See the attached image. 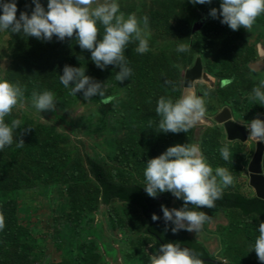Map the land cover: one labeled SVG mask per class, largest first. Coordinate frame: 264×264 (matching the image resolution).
<instances>
[{
  "label": "rangeland",
  "instance_id": "374dc122",
  "mask_svg": "<svg viewBox=\"0 0 264 264\" xmlns=\"http://www.w3.org/2000/svg\"><path fill=\"white\" fill-rule=\"evenodd\" d=\"M45 2L41 0L42 5ZM117 2L125 15L133 13L138 19H148L150 51L136 53L134 40L126 45L124 55L132 71L123 81L115 80L119 69L112 65L104 70L96 68L89 59V51L80 49L74 36L63 41L53 36L51 41L44 42L19 33H0V56L6 58L0 66V76L9 82L21 86L20 82L31 80V86L34 84L37 92H41L52 85L51 81H45L42 71L53 63L61 68L81 66L85 67V75L105 84L106 94L115 97L106 105L99 103L98 95L85 102L81 93L69 95L60 84L52 92L55 108L41 112L44 120L27 97L23 106H14L4 118L9 123L13 118L20 121L14 133L17 137L30 125L39 126L31 129V159L33 155H40L46 142L52 139L57 142L53 157L63 163L59 167L61 176L53 177V181L58 182L52 183V187L41 184L32 192L31 189L21 190L2 196L3 203L13 208L9 214L13 215V222L30 235V240L25 242L30 247L28 264H148V255L158 249L154 241L143 234L145 222L137 211L119 204L104 207L98 201L95 185L78 184V179L85 176L84 154L105 164L115 180L144 183L147 159L159 155L168 146L197 140L209 164L213 168L218 165L228 168L234 177L233 183L222 191L254 195L248 182V166L255 152V142L228 141L223 125L216 118L227 111L231 119L246 125L254 117L264 115V106L248 98L252 87L264 78V66L259 57L260 51H264V13L256 17L250 29L233 31L220 23L219 0L206 4H191L188 0ZM16 7L18 18L21 11L30 12L32 5L30 0H16ZM211 8L217 9L216 18L209 15ZM199 24L200 29L193 32ZM97 28L99 38L103 26L98 24ZM179 43L189 44L190 48L177 52ZM197 60L202 64L206 79L195 81L193 90L198 95L207 92L205 116L213 125L196 126L186 133L160 132L159 117L155 114L157 98L161 95L177 98L185 82H191L187 71ZM174 65H180L182 71ZM28 66H31V75L24 77L21 74ZM60 74L61 71L57 76ZM227 78H231V83L222 85L221 81ZM165 81L170 83L165 84ZM52 129L61 136L54 137ZM127 133L136 141L137 149H133L132 141H124ZM223 143L230 146L229 161L219 155L218 148ZM11 145L1 151L3 156ZM62 177L65 182L60 180ZM152 199L167 208H179L182 204L168 192ZM205 213L210 219L194 234L205 239L211 257L225 264L231 260L233 264H245L254 242L253 232L242 227L234 232L236 223L230 222L225 213L213 216ZM71 247L76 250L74 254ZM112 249L115 252L111 255Z\"/></svg>",
  "mask_w": 264,
  "mask_h": 264
},
{
  "label": "clouds",
  "instance_id": "9594fccd",
  "mask_svg": "<svg viewBox=\"0 0 264 264\" xmlns=\"http://www.w3.org/2000/svg\"><path fill=\"white\" fill-rule=\"evenodd\" d=\"M211 0H188L191 4H206ZM30 12L21 11L17 18L16 0H0V33H19L34 37L44 42L51 41L53 36L58 41L66 37L76 40L82 50H88L89 59L96 68L104 70L108 65L118 68L116 81L128 79L131 68L124 55L126 45L134 40V51L143 54L148 51V19H139L133 13L125 15L120 11L117 0H30ZM264 13V0H219L220 23L226 24L235 31L238 28L250 29L257 16ZM209 15L217 16V9L211 8ZM103 26V33L98 38L97 25ZM189 44L176 45L177 52H185ZM6 58L0 56V66ZM182 71L180 65H174ZM62 74L58 75L59 83L68 90L69 95L81 93L85 102L90 97L99 96L101 105L109 104L115 97L106 94L105 84L85 75V67L64 65ZM71 83V86H70ZM170 83L165 81V84ZM231 83V78L224 79L221 84ZM176 86L173 84V91ZM207 92L198 95L188 83H185L181 94L173 99L161 95L156 100L155 114L159 117L157 127L160 132H188L206 115ZM255 103L264 106V78L254 85L249 97ZM22 86L11 83L0 76V149L13 144L14 133L20 127L18 119L5 122V117L14 106H23ZM31 106L41 116L42 111L55 108L54 94L49 90L33 91ZM84 104V103H82ZM247 138L264 144V120L254 117L247 122ZM27 131V129H24ZM17 147L23 146L22 139H16ZM224 161H229L231 150L228 143L218 148ZM143 169V190L152 198L160 193L168 192L182 201L179 208L160 206L162 219L167 227L171 223V232L178 230L199 233L202 226L210 219L201 206L213 208L225 187L233 183V175L228 168H213L203 155L199 141L168 146L159 155L147 159ZM151 219L156 221L153 213ZM255 231L254 242L250 250L255 252L258 261L264 264V221H260ZM148 264H203L200 254L188 247H181L179 242L163 243L151 255Z\"/></svg>",
  "mask_w": 264,
  "mask_h": 264
},
{
  "label": "trees",
  "instance_id": "16d2710c",
  "mask_svg": "<svg viewBox=\"0 0 264 264\" xmlns=\"http://www.w3.org/2000/svg\"><path fill=\"white\" fill-rule=\"evenodd\" d=\"M61 67L59 64L53 63L49 68L42 71L46 75L45 81L52 82V85L47 87V90L53 93L56 86H60L57 74L62 70ZM34 68L36 70L40 69L37 66H34ZM24 71L21 74L22 76L31 75V66H28ZM20 84L24 97L31 98L32 92H37L35 85L32 84L31 86V80L25 83L20 82ZM38 127H31L30 125L26 128L27 131L23 132L22 136L17 137V135H14L12 147H8L9 149L5 151L6 156L1 154V151L5 147L0 149V264H28L27 256L30 254L29 244L25 243L30 238V235L22 226H18L13 222L11 219L13 215L9 216L13 208H9L3 203L2 196L6 192L29 191L30 189L32 192L35 188H40L41 184L52 187V183L58 182L53 181V177L61 176L59 174V167L63 163L58 162L53 157L56 141H52L51 139L46 142L45 150H42L40 155H33L31 159V129H37ZM51 132L55 131L52 129ZM52 135L56 138L61 136L56 132L52 133ZM16 139H22L23 146L17 147L15 144ZM124 139L125 142L132 141L135 145L133 149L136 148V141H133L128 133ZM21 166H24L25 169L21 170ZM82 168L84 169L85 176L82 179H78V184L80 186L84 185V183L95 185L98 201L104 207L119 204L137 211L145 222L143 234L150 240H153L157 248L163 243L179 242L181 247H188L198 252L203 264H224L220 261L213 262L212 260L214 259L211 257L208 247L196 241L190 232L178 230L176 233H172L170 230L171 223L169 222L166 227L162 219L161 205L144 192L143 183L123 182L113 179L107 169L108 167L88 154L82 155ZM73 175H76L75 172ZM60 180L65 182L64 177L60 178ZM63 191L65 194L68 193L66 189ZM200 209L212 216L218 213H232L231 211L238 210L241 213L240 217L228 215L230 222L236 223L234 232H237L242 227L250 233L253 232L254 237L258 235L255 229L258 227L259 222L264 221V200L255 196L247 197L240 192L222 191L220 198L215 201L213 208L201 206ZM153 213L158 217L156 221L151 219ZM71 249L73 250L71 252L74 254L76 250L72 247ZM110 252L112 255L115 250L112 249ZM249 253L250 255L247 257L245 264H261L254 251L250 250ZM228 264H233V261L231 260Z\"/></svg>",
  "mask_w": 264,
  "mask_h": 264
},
{
  "label": "water",
  "instance_id": "95a60500",
  "mask_svg": "<svg viewBox=\"0 0 264 264\" xmlns=\"http://www.w3.org/2000/svg\"><path fill=\"white\" fill-rule=\"evenodd\" d=\"M200 29V24L194 27V31ZM261 50V49H260ZM259 57L262 59V64L264 66V51H260ZM260 65V64H259ZM188 79L187 83L192 86L194 85L195 81L205 80V74L202 73V64L199 60L195 62L194 67L191 70L187 71ZM186 73V74H187ZM186 83V82H185ZM185 85V84H184ZM221 117V118H220ZM264 120V115L260 117ZM216 121L223 125L226 137L228 141H240V142H247L248 140H252L255 142V152L254 155L249 163L248 166V173H249V186L254 191V196L261 200H264V172H263V158H264V144L257 142L254 139L247 138V131L244 124L237 123L233 119L228 116V118H224L221 114L216 118ZM213 121L210 120L208 117H204L201 122H199L196 126H212ZM194 126V127H196ZM213 262H218L216 260H212Z\"/></svg>",
  "mask_w": 264,
  "mask_h": 264
},
{
  "label": "crops",
  "instance_id": "0c3cea01",
  "mask_svg": "<svg viewBox=\"0 0 264 264\" xmlns=\"http://www.w3.org/2000/svg\"><path fill=\"white\" fill-rule=\"evenodd\" d=\"M229 192V191H228ZM254 196V195H253ZM248 197V196H247ZM250 197H252V196H250ZM222 212H224V211H222ZM232 213H226L225 212V214L226 215H230V216H232V215H234L235 217H240L241 216V213L238 211V210H234V211H231ZM253 219V218H252ZM191 234H192V236L195 238V240L196 241H198V242H200V243H202V244H204L205 245V239H203V238H198L195 234H194V232H190ZM207 247V246H206ZM223 262H225V261H222V263ZM225 264V263H224Z\"/></svg>",
  "mask_w": 264,
  "mask_h": 264
},
{
  "label": "bare ground",
  "instance_id": "6f19581e",
  "mask_svg": "<svg viewBox=\"0 0 264 264\" xmlns=\"http://www.w3.org/2000/svg\"><path fill=\"white\" fill-rule=\"evenodd\" d=\"M221 116H224V118H228L229 113L227 111H224V112L221 113Z\"/></svg>",
  "mask_w": 264,
  "mask_h": 264
}]
</instances>
